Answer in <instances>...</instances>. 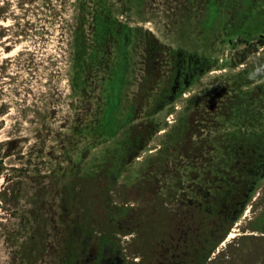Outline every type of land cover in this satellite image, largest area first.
Segmentation results:
<instances>
[{"label":"rangeland","instance_id":"rangeland-1","mask_svg":"<svg viewBox=\"0 0 264 264\" xmlns=\"http://www.w3.org/2000/svg\"><path fill=\"white\" fill-rule=\"evenodd\" d=\"M263 37L264 0H0V264H57L59 233L82 213L92 241L110 232L123 264H171L169 243L155 240L177 225L155 210L176 211L188 144L239 129L234 106L253 104L264 125ZM188 57L202 71L169 97ZM130 133L136 150L117 171ZM249 193L207 264H264V177ZM137 213L150 229L133 226ZM40 233L54 248L44 255Z\"/></svg>","mask_w":264,"mask_h":264},{"label":"trees","instance_id":"trees-1","mask_svg":"<svg viewBox=\"0 0 264 264\" xmlns=\"http://www.w3.org/2000/svg\"><path fill=\"white\" fill-rule=\"evenodd\" d=\"M100 17L103 18H98L99 22L95 25L100 34L97 43L104 53L105 49L101 41L106 39L104 35L108 29H112V24L107 22L106 11ZM113 28L116 29V27ZM78 32L79 30L75 34L76 54L82 49L79 38L81 36ZM248 105L234 106L242 128L239 126L237 131H233L234 133L220 134L212 141L203 139L194 145L188 144L183 151L186 172L179 178H174L179 195L175 197V192L174 195L170 193L172 199L174 198L173 202L178 203L176 211L165 216L164 213L159 212L160 209L155 208V211L158 212L155 218H158L159 224L165 226L167 220L171 226L177 225L175 233H169L166 236V231H164V238L155 240L156 244L165 243L166 245L167 242L169 243L163 250V257L171 264H207L211 253L228 234L230 224L234 223L237 213L246 205L247 199L249 200L250 188L254 182L258 183L264 177V125L261 123L263 118L254 114L253 104ZM204 120L208 119L204 118ZM244 126L251 128L249 133L240 130ZM210 152L214 154L219 152V154L209 156ZM182 176H185V181L180 179ZM123 209L126 210V208ZM185 210L186 220L180 217V215H184L182 211ZM85 214L82 213L79 219H75L70 224V228L67 227L68 229L65 228L61 234L59 233L58 253L55 258L58 264H68L72 260L71 258H74L80 251V247L76 243L79 235L92 233V229L87 230L86 228L88 223H86ZM217 218L219 225H214L213 222ZM135 219L132 223L135 224L133 226L146 230L151 228V218L147 217V213H137ZM193 223L201 228L199 231L197 229L191 233V227L188 224L192 225ZM222 224L227 225L221 226ZM74 229H77L76 236L72 235ZM131 231L133 229L122 232L131 234ZM45 238V234L40 233L39 239L42 241ZM25 247L30 249L29 246ZM26 248L21 249L22 260L24 257L30 256L29 252H25Z\"/></svg>","mask_w":264,"mask_h":264},{"label":"flooded vegetation","instance_id":"flooded-vegetation-1","mask_svg":"<svg viewBox=\"0 0 264 264\" xmlns=\"http://www.w3.org/2000/svg\"><path fill=\"white\" fill-rule=\"evenodd\" d=\"M260 42L262 44L264 43V41H260ZM151 49L152 48H150V47L148 48V56L149 57H152L155 54V53H152ZM157 52L159 53V51H157ZM188 58H187V60L181 61L182 69L179 72L180 77L178 79L174 80L172 82V85L169 87V89H168V92H169L168 96L169 97H170V95L174 94L177 90L180 91L181 87H182L181 85L186 86L187 82L191 81L196 73H198V72L200 73L202 71L201 70L202 69L201 66L203 65L202 59L197 58L193 61V60H191V58H189V59ZM172 59H173V57H171V60ZM154 61L155 60H153V62ZM129 107L132 108V105H130ZM130 110L131 109H129L128 111H130ZM126 116L127 117L120 120L121 123L119 124V127H120L119 129H121V126L125 123L123 121L127 120V118L130 117L129 112H127ZM134 138H135L134 135L132 133H130V137L127 141V144L123 143L124 144L123 148H121V151L118 154L119 165L117 164V171H119V169L121 167V163L124 162L127 155L131 154L132 152H134V150H136L135 146L137 145L138 137H136V139H134ZM101 171H102L101 173L103 174V176L105 175L109 179H113L115 177L114 172H116V171H112V168L110 169V168H108V166L103 167L101 169ZM107 209L109 210L110 208H107ZM107 209L104 208L105 211H108ZM109 211H112V209H110ZM115 214H116L115 216H117V217L119 216L117 212ZM105 215H106L107 219H109L108 222H112L114 220V222H116L117 225L119 224L118 218L112 217V216L109 217L107 214H105ZM101 227H102V225H101ZM102 229H105V228L102 227ZM124 235H126V234H124ZM82 236H83V238H82ZM103 236L105 237L104 239L101 238ZM107 236L110 238H106ZM91 237H92L91 234L79 235L77 237L76 243L80 247V251H78V253L76 254V256L74 258H71L72 260H70L68 264H117L118 262H119V264H123L122 258H121V250L119 249V246L117 245L115 239H113V240L111 239L110 232H107V229L104 231L99 230V233L95 237L94 241H92ZM92 242H93V244H92ZM44 246L45 245H44L43 241H41L40 244L38 243L36 245V249L39 250L40 253H42L44 251V253H42V255L46 254L47 251L54 249V248L50 249L49 246H47V247H44ZM42 257H44V256H42ZM48 264H50V261H48ZM51 264H54V262H52ZM57 264H58V262H57Z\"/></svg>","mask_w":264,"mask_h":264},{"label":"bare ground","instance_id":"bare-ground-1","mask_svg":"<svg viewBox=\"0 0 264 264\" xmlns=\"http://www.w3.org/2000/svg\"><path fill=\"white\" fill-rule=\"evenodd\" d=\"M230 235V237L232 236V234H229Z\"/></svg>","mask_w":264,"mask_h":264},{"label":"water","instance_id":"water-1","mask_svg":"<svg viewBox=\"0 0 264 264\" xmlns=\"http://www.w3.org/2000/svg\"><path fill=\"white\" fill-rule=\"evenodd\" d=\"M117 264H119V262Z\"/></svg>","mask_w":264,"mask_h":264}]
</instances>
